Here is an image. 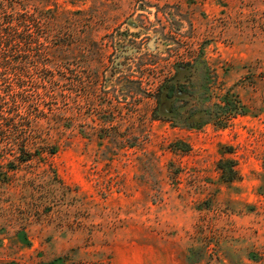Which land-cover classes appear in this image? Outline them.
<instances>
[{
    "label": "rangeland",
    "instance_id": "374dc122",
    "mask_svg": "<svg viewBox=\"0 0 264 264\" xmlns=\"http://www.w3.org/2000/svg\"><path fill=\"white\" fill-rule=\"evenodd\" d=\"M0 14L40 27L0 119V264H264V0Z\"/></svg>",
    "mask_w": 264,
    "mask_h": 264
},
{
    "label": "trees",
    "instance_id": "16d2710c",
    "mask_svg": "<svg viewBox=\"0 0 264 264\" xmlns=\"http://www.w3.org/2000/svg\"><path fill=\"white\" fill-rule=\"evenodd\" d=\"M28 24V17L25 15L12 16L8 14H0V119H5L4 116L8 112L9 94H10V77L15 72V75L27 73L28 45L38 44V34L40 33L39 23L33 19L35 33L32 36L28 35L31 29ZM32 26V25H31ZM39 32V33H38ZM36 54L34 57L41 60L40 49L33 51ZM21 76V75H20ZM18 78H20L18 76ZM20 81V79H18ZM23 82V81H22ZM22 96V95H21ZM24 99V98H23ZM233 107L226 112V116L230 114H238L240 108ZM25 152V151H24ZM51 154L56 153V148L50 151ZM25 162L32 160V153H25ZM222 178L227 182H232L238 178L237 164L233 160H221L218 164Z\"/></svg>",
    "mask_w": 264,
    "mask_h": 264
}]
</instances>
